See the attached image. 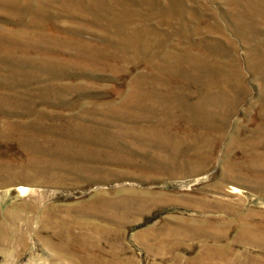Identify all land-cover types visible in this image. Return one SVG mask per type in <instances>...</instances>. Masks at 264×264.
<instances>
[{
    "label": "rangeland",
    "instance_id": "374dc122",
    "mask_svg": "<svg viewBox=\"0 0 264 264\" xmlns=\"http://www.w3.org/2000/svg\"><path fill=\"white\" fill-rule=\"evenodd\" d=\"M0 264H264V0H0Z\"/></svg>",
    "mask_w": 264,
    "mask_h": 264
},
{
    "label": "bare ground",
    "instance_id": "6f19581e",
    "mask_svg": "<svg viewBox=\"0 0 264 264\" xmlns=\"http://www.w3.org/2000/svg\"><path fill=\"white\" fill-rule=\"evenodd\" d=\"M19 252V251H18ZM19 255V254H18ZM21 256V255H20Z\"/></svg>",
    "mask_w": 264,
    "mask_h": 264
}]
</instances>
